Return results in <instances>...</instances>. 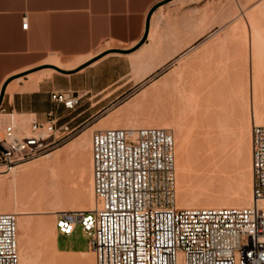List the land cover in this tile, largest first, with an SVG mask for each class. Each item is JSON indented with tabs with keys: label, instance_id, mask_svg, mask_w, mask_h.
Wrapping results in <instances>:
<instances>
[{
	"label": "built area",
	"instance_id": "built-area-1",
	"mask_svg": "<svg viewBox=\"0 0 264 264\" xmlns=\"http://www.w3.org/2000/svg\"><path fill=\"white\" fill-rule=\"evenodd\" d=\"M24 21L23 27H28ZM82 94L52 98L76 108ZM30 120L24 131L14 113L0 138L6 171L75 136L82 128ZM176 137L156 125L98 128L92 133L93 209H62L56 227L89 235L96 264H264V124L252 125L253 195L244 206H178ZM19 213L0 212V264H20Z\"/></svg>",
	"mask_w": 264,
	"mask_h": 264
},
{
	"label": "crops",
	"instance_id": "crops-1",
	"mask_svg": "<svg viewBox=\"0 0 264 264\" xmlns=\"http://www.w3.org/2000/svg\"><path fill=\"white\" fill-rule=\"evenodd\" d=\"M212 2L0 0L1 105L39 121L53 111L56 127L83 131L159 121L169 116L159 103L161 75L222 26ZM62 90L82 94L76 108L52 98ZM133 100L140 108L132 115L115 113Z\"/></svg>",
	"mask_w": 264,
	"mask_h": 264
},
{
	"label": "rangeland",
	"instance_id": "rangeland-1",
	"mask_svg": "<svg viewBox=\"0 0 264 264\" xmlns=\"http://www.w3.org/2000/svg\"><path fill=\"white\" fill-rule=\"evenodd\" d=\"M211 9V16L213 18L216 17L218 19V22L222 25L220 29L213 37L201 41L192 54L180 60L176 59L169 63L165 73L162 74L159 79L160 82H158L159 87L157 90L160 89L159 91H166L164 99L162 97V94H160L161 97L159 103L163 105L164 108H166L164 110V113L167 115L169 114V116H165L161 120L155 122H134L125 125L126 127L148 125L169 126V128L172 129L175 134L176 144H178L177 137L182 136V132H185L188 129V131H190V138L192 141L194 140L193 142L196 145H194L193 148V165H196L199 169L198 170L195 166V170L191 176L190 187L191 189L193 188V191H202V193H206L205 195H207L208 197L211 196V199L217 200L216 196L219 198L221 197L220 195H222V193H225L224 196H226L227 198L230 197L229 199H231L233 196L238 197L239 195H242L249 186V183H247L246 179L247 177L244 174L245 168L243 167V155H241L242 153H240V151H235L238 148L237 144H239V137L237 136L238 139L236 138V131H238L237 127L239 125L238 123L240 122L247 120V122L250 121L249 123L251 125L254 124L253 118H251V111H253L254 106H257L260 109L262 106V108L264 109V0H213ZM253 25L255 26V28ZM255 31L256 34L259 35L258 41L262 43L261 45H263H259L260 48H262V50L259 48L260 51L255 50L252 44V41L255 38ZM255 41H257V38ZM256 52L258 53V56L259 54L262 56H259V60H257V56L254 57V54L256 55ZM254 66L258 68L257 72L255 73L253 69L255 68ZM33 70L34 69L28 70L27 74ZM163 79L164 81H161ZM256 95L259 97H256ZM246 96H248V100L250 99L249 101L247 100ZM241 97L244 99V103L247 105L242 103L243 100ZM244 105L246 106V108L244 107ZM248 106L252 107L249 108ZM243 108L245 110H243ZM244 111L247 114L245 113L244 115ZM2 117V125L0 126V130L3 136L5 128L10 120V115H2ZM240 117H242V120ZM15 118L18 119V122L21 121L20 125L22 126V129L24 128V131H27L29 129V123L31 120L30 115L20 114L16 115ZM3 119L5 120L3 121ZM192 119L194 120L192 121ZM217 119H219V121H217ZM176 121L178 122V125L176 124ZM219 124L221 126H219ZM186 125L188 127H186ZM108 127H110V125L98 126L92 130L91 134L97 128ZM228 127H230V129ZM234 127L236 128L234 129ZM176 129L179 133L176 131ZM191 131H193L192 134ZM81 132H83V129H81L67 142L25 161L27 162L25 165L36 163L44 154L64 148V145L70 142ZM228 133L230 136L228 135ZM226 135H228L229 137H227ZM224 137H226V139ZM222 139H224L226 142H223L224 140ZM213 144H216V150L218 151L224 149V153H222L223 151H220V154H217L218 158L214 156L212 157L213 154L211 155L210 146L212 145L211 148H214L215 145ZM176 146L177 151L178 145ZM223 146H225L226 148ZM177 153L178 151L176 152V158L178 155ZM86 154L88 155V150H84L83 155L77 154L79 157L77 155L62 154L58 160L60 184L62 187L61 195L63 194L62 199L65 202L67 201L66 203H69L74 199V202H76L77 204L84 203L89 196V189L87 188L89 187V175H87L89 174V171L86 170L85 173L83 171V165L81 163V158H85ZM195 154L198 155V159ZM77 157L78 159H76ZM223 157L224 160H222ZM79 164H81L82 166ZM79 170L82 171L79 172ZM65 171H67L68 176L65 175ZM63 175H65V177ZM4 179L5 180L0 182V200L6 201L7 203L9 202V205L13 207H23L20 202L18 204H15L20 200V193L22 190L21 188H19V185L21 183H11L9 180L10 176L8 177V179L7 177H4ZM200 184L204 185V187ZM63 185H65L66 187H64ZM86 188L87 190H85ZM69 190L72 193L69 192ZM218 193L219 195H217ZM224 196H222L221 198H226ZM71 197H73L74 199ZM198 206L215 205L203 204ZM39 214L40 216L38 217ZM30 218L35 222L39 221L37 222V224L34 222V226L37 225L41 229L40 230L38 228L40 231L39 232L36 226V232V230L33 229V226V231L31 230V232L29 233V235L35 237V254L38 255V262H41V264H59V262L63 264L64 262L62 260H66V264H96V258L94 257L95 253L90 247L89 243V235L82 231L80 227L74 232L73 235L64 236L58 232L56 226H52L56 223L55 213H43V215L42 213H36L31 214ZM36 218L42 219V221L40 222V220H37ZM21 230L22 229L19 228V235L21 234V232H23V230ZM51 232L52 234H50ZM27 236L28 235L24 236L21 240L23 243V247L25 246L26 240L28 239ZM53 236L57 237L56 250L59 251V253H55V248L50 242V239ZM60 253H64V259L61 257L62 254ZM59 254L60 258H58ZM65 254H67V256H65ZM49 257H51V261L49 260ZM52 257L53 259H55V261L57 258V260L60 259L59 262L53 261ZM42 259L44 261H42Z\"/></svg>",
	"mask_w": 264,
	"mask_h": 264
},
{
	"label": "bare ground",
	"instance_id": "bare-ground-1",
	"mask_svg": "<svg viewBox=\"0 0 264 264\" xmlns=\"http://www.w3.org/2000/svg\"><path fill=\"white\" fill-rule=\"evenodd\" d=\"M256 4V3H255ZM259 4V3H258ZM257 7V6H256ZM254 8V7H253ZM255 10V9H254ZM253 12V11H252ZM252 14V13H251ZM249 15V14H248ZM253 18V17H252ZM254 26V25H253ZM253 28V27H252ZM255 28V26H254ZM257 28V27H256ZM254 39L256 40L257 38V41H258V37L259 35L256 34V31L254 32ZM253 37V36H252ZM253 39L252 41V44L254 46V49L255 50H259L260 46L262 43H260L258 41H255ZM263 46V45H261ZM264 48V47H263ZM262 50V48H260ZM264 50V49H263ZM260 51V50H259ZM258 53L256 52V55L254 54V57L257 56V60H259V56H261L259 54V56L257 55ZM262 57V56H261ZM260 57V58H261ZM256 60V59H255ZM258 62V61H257ZM257 65V64H256ZM255 67V66H254ZM254 69V73L257 72L258 68L255 67L253 68ZM256 75V74H255ZM34 78V77H33ZM161 81H164L161 80ZM160 82V81H159ZM167 83V82H166ZM157 85V84H156ZM153 87V86H152ZM244 87V86H243ZM154 88V87H153ZM152 88V89H153ZM145 91V90H144ZM239 91V90H237ZM255 91V90H254ZM253 91V92H254ZM241 92V91H240ZM243 92V91H242ZM245 93V92H244ZM243 93V94H244ZM239 94V93H238ZM256 94V92H255ZM254 94V95H255ZM144 95V94H142ZM148 95V94H147ZM237 95V94H236ZM240 95V94H239ZM248 95V94H247ZM258 95V94H257ZM256 97H259L257 96ZM252 96V95H251ZM142 97V96H141ZM139 97V98H141ZM236 97V96H235ZM247 97V100H248V96ZM245 97V98H246ZM242 98V97H241ZM241 98H238V99H241ZM237 99V100H238ZM254 99V98H253ZM143 100V98H142ZM233 100V99H232ZM236 100V98H235ZM234 100V101H235ZM243 102L244 103V99L242 98ZM241 100V101H242ZM250 100V99H249ZM248 100V101H249ZM258 100V99H257ZM146 101V100H145ZM233 101V102H234ZM260 101V100H259ZM252 103V102H251ZM127 104V103H126ZM245 104V103H244ZM139 102L137 100H133L132 102L128 103L126 108H119L118 110H116L115 113H117L118 115L119 114H123V113H129L132 115L131 111L135 110V109H138L140 108L139 107ZM235 105V104H234ZM247 105V104H245ZM244 105V107L246 108V106ZM249 105V104H248ZM251 105V104H250ZM253 105V104H252ZM260 105V104H259ZM242 106V105H241ZM254 106V105H253ZM125 107V106H124ZM235 107V106H234ZM243 107V106H242ZM249 107V106H248ZM252 107V106H250ZM249 107V108H250ZM248 108V109H249ZM243 110H245L243 108ZM247 110V109H246ZM250 111V110H249ZM248 111V112H249ZM252 113V117L253 118V121L254 123H261V124H264V109L262 108L261 106V109L257 106H254V109L253 111H251ZM245 111H244V115H245ZM250 113V112H249ZM114 114V113H113ZM247 114V113H246ZM120 115V116H121ZM116 117V116H115ZM181 117V116H180ZM250 117V116H248ZM2 115H0V126L2 125ZM120 118V117H119ZM122 118V117H121ZM128 118V116H127ZM178 118V117H177ZM237 118V117H236ZM239 118V117H238ZM241 120H242V117H240ZM246 118V117H245ZM244 118V119H245ZM6 119V118H5ZM3 119V121L5 120ZM9 119V118H7ZM114 119V118H113ZM180 119V118H179ZM223 119V118H222ZM243 119V120H244ZM250 119V118H248ZM18 120V119H17ZM181 120V119H180ZM194 119H192L193 121ZM217 121H219V119H217ZM224 121V120H223ZM21 122V121H20ZM19 122V123H20ZM177 122V121H176ZM237 122V121H236ZM250 122V121H249ZM246 121H243V122H240L238 123V131H236V138L237 136L239 137L238 139V148L237 150L235 151H240V153H242L241 155H243V158H244V168H245V171H244V174L246 175V179H247V183H249V186H248V189L243 192H241L242 195H239L238 197H235L233 196L231 199L227 198L226 196H224L225 193H222V195H220L221 197L224 196L226 198L222 199H219L216 195V199H211L210 197H208L207 195H205L204 193H202V191H193L190 187V183H191V176H192V173L194 172L195 170V166L193 165V161H194V155H193V148H194V145L195 143L191 140L190 138V131H188V129H184L186 130L185 132H182V136L180 137H177V140H178V155H177V165H176V171H177V198H178V206L180 207H192V206H198V205H215V206H222V205H237V206H244V205H253V204H256L257 203V200L256 198L254 197L253 195V190H252V187H253V169H252V125ZM6 123V121H5ZM25 123V122H24ZM192 123V122H190ZM220 123V122H219ZM227 123V121H226ZM253 123V122H252ZM113 124V123H112ZM111 124V125H112ZM115 124V123H114ZM178 125V122L176 123ZM183 124V123H181ZM189 124V123H188ZM187 124V125H188ZM222 124V123H221ZM26 125V124H25ZM24 125V126H25ZM110 125V124H109ZM117 125V123H116ZM113 126V127H117V126ZM185 125V124H183ZM186 125V127H188ZM224 125V124H223ZM227 125V124H226ZM230 125V124H229ZM234 125V126H235ZM23 126V127H24ZM158 126V125H157ZM219 126H221L219 124ZM121 127V126H120ZM126 127V126H125ZM161 127H165V128H169V126H163L161 125ZM175 127V126H174ZM185 127V128H186ZM227 127V126H226ZM234 127V129L236 128ZM1 128V127H0ZM22 128V126H21ZM230 129V127H228ZM24 129V128H23ZM178 129V128H177ZM176 129V131H177ZM93 129L91 130H85L83 132H81L80 134H78L75 138H73L70 142H68L66 145H64V148L62 149H58V150H55V151H52V152H49L47 154H44L40 160H38L36 163H33V164H29V165H25L27 162H24V163H21L19 165H17L16 167L12 168L11 170L9 171H6L4 168H1L0 167V182H2L4 179V177H8L10 176V182L13 183V184H17V183H21L19 185V188H21V193H20V200L18 202H16L15 204H18L20 202V204L23 205V207H19V206H11L9 205V202L7 203L6 201H3V200H0V212H6V211H14V212H17L19 213V217L20 219L18 218V228H21L23 230V232H21V234L19 235V252H20V264H41V262H38V255H36L35 253V237L29 235V233L31 232L33 226L35 225L34 222L30 217H31V214H36V213H55L56 215V212L59 211V210H62V209H68V208H72V209H93L95 208V205H96V200H95V194H94V190H93V180H92V132ZM181 130V128H180ZM224 131V129H223ZM229 131V130H227ZM178 132V131H177ZM193 131H191V134H192ZM235 132V131H234ZM179 133V132H178ZM227 133V132H225ZM233 133V132H232ZM179 135V134H178ZM229 135V133H228ZM228 135H226L227 137H229ZM225 136V135H224ZM2 137V132L0 130V138ZM199 137V136H197ZM226 139V137H224ZM193 139V138H192ZM195 139V138H194ZM200 140V139H199ZM224 140V139H222ZM203 141V140H202ZM214 142V141H213ZM212 142V143H213ZM223 142H226L225 140ZM218 143V142H217ZM237 143V142H236ZM202 144V143H201ZM220 144V143H219ZM225 144V143H224ZM215 145L214 148L210 146V150H211V155L212 157H217V154L219 155L220 154V151L222 153H224V149L223 150H216V144H213ZM226 145V144H225ZM240 145V147H239ZM196 146V145H195ZM221 147H222V144H221ZM219 147V148H221ZM225 147V146H223ZM237 147V146H236ZM177 148V146H176ZM226 148V147H225ZM199 149V148H198ZM197 149V150H198ZM202 149H203V145H202ZM84 150H88V155L86 154L85 158H81L82 161V165H83V171L86 173V170L89 171V187H87L89 189V196L87 197L86 201L84 203H80V204H77L76 202L71 201L69 203H66L63 199H62V195H61V184H60V174H59V170H58V160L60 158V156L62 154H66V155H83L84 153ZM176 151V152H177ZM196 152V151H195ZM197 153V152H196ZM204 153V152H203ZM237 153V152H236ZM239 153V154H240ZM77 155V156H78ZM202 155V154H201ZM200 155V156H201ZM228 155V154H227ZM238 155V154H237ZM195 156L197 157L198 155L195 154ZM221 156V155H220ZM219 156V157H220ZM240 156V155H239ZM76 157V156H74ZM79 157V156H78ZM78 157L76 159H78ZM205 157V156H204ZM227 157V156H226ZM241 157V156H240ZM239 157V158H240ZM66 158V157H65ZM68 158V156H67ZM66 158V159H67ZM217 158H214V159H217ZM237 158V157H236ZM198 159V157H197ZM242 159V158H241ZM224 160V157L223 159ZM220 160V161H222ZM77 161V160H75ZM60 163V162H59ZM73 163V162H72ZM196 163V161H195ZM194 163V164H195ZM81 165V164H79ZM81 165V166H82ZM198 165V164H197ZM225 165V164H224ZM62 167V166H61ZM71 167V166H70ZM197 167V166H196ZM64 168V167H63ZM81 169V168H80ZM198 169V167H197ZM202 169V168H201ZM200 169V170H201ZM199 170V169H198ZM62 171V170H61ZM70 171H71V168H70ZM82 171V170H79V172ZM65 175H67V171H65ZM82 174V173H80ZM84 174V173H83ZM65 175H63L65 177ZM68 176V175H67ZM70 177V176H69ZM83 178V177H81ZM65 179V178H64ZM214 180V179H213ZM212 180V181H213ZM68 181V180H67ZM66 181V182H67ZM210 181V180H209ZM5 182V181H4ZM208 184V183H207ZM68 185V184H67ZM197 185V184H196ZM201 185V184H200ZM210 185V184H209ZM64 187H66L65 185H63ZM70 186V185H69ZM204 187V185H201ZM246 186V187H247ZM87 188L85 190H87ZM64 189V188H63ZM68 189V188H67ZM84 189V188H83ZM209 189V188H207ZM67 191V190H66ZM205 191V190H204ZM203 191V192H204ZM211 191V190H210ZM19 192H20V189H19ZM69 192H71L69 190ZM65 193V192H64ZM72 193V192H71ZM85 193V192H84ZM228 193V192H227ZM19 194V193H18ZM70 195V194H69ZM219 195V193L217 194ZM227 195V194H226ZM230 195V194H229ZM228 195V196H229ZM86 196V195H85ZM83 196V197H85ZM82 197V198H83ZM213 197V196H212ZM235 197V198H234ZM77 198V197H76ZM83 200V199H82ZM85 200V199H84ZM80 202V201H79ZM258 203L264 207V198L263 199H260L258 201ZM77 206V207H76ZM79 206V207H78ZM88 206V207H87ZM40 216V214L38 215V217ZM37 220L39 218H36ZM50 219V218H48ZM40 222L42 221V219H39ZM44 221V220H43ZM53 221V220H52ZM37 222L39 221H36L35 223L37 224ZM51 222V221H50ZM56 222V221H55ZM45 223V222H44ZM43 223V224H44ZM54 224V223H53ZM39 225V224H38ZM52 225V224H51ZM37 226V225H36ZM33 229H35V227ZM41 226V225H40ZM45 226V225H44ZM52 226H56V223ZM46 227V226H45ZM39 228V226H37V229ZM48 228V227H47ZM40 229V228H39ZM38 229V231H39ZM52 229V228H50ZM21 230V231H22ZM36 230V229H35ZM41 230V229H40ZM33 231V230H32ZM37 232V230H36ZM40 232V231H39ZM53 232V231H52ZM52 232L50 234H52ZM34 233V232H33ZM36 234V233H35ZM27 236V240H26V243H25V246L23 247V243H22V238L24 236ZM39 235V233H38ZM37 235V236H38ZM54 235V233H53ZM56 235V234H55ZM42 237V236H41ZM43 239V238H41ZM48 240V239H47ZM49 241V240H48ZM39 242V241H38ZM50 242L51 244L53 245V247L55 248V253H59V251H57L56 249V245H57V237L56 236H53L51 239H50ZM37 243V242H36ZM41 244V243H40ZM48 244V243H47ZM41 246V245H40ZM50 247V246H49ZM48 247V248H49ZM53 248V249H54ZM57 251V252H56ZM54 253V254H55ZM40 254V253H39ZM51 254V253H50ZM62 254V258L64 257L63 254L64 253H60ZM60 254H59V257L60 258ZM51 256V255H50ZM55 256V255H54ZM65 256H67V254H65ZM44 257V256H43ZM95 257V255H94ZM93 257V258H94ZM40 258V256H39ZM51 257H49V260L51 261L50 259ZM57 258V257H56ZM57 258V259H58ZM61 258V260H62ZM67 258V257H66ZM65 258V259H66ZM92 258V259H93ZM44 259V258H43ZM42 259V261H44ZM55 261V259H53L52 257V260L55 261V262H59V260ZM64 259V258H63ZM69 259V258H68ZM95 260V259H94ZM52 261V262H53ZM64 263L63 264H66V260H62ZM91 262V261H90ZM89 262V263H90ZM94 262V261H93ZM96 262V261H95ZM94 262V263H95ZM47 263V261H46ZM51 263V262H50ZM54 263V262H53ZM43 264V263H42ZM58 264V263H57ZM59 264H61L59 262ZM92 264V263H91Z\"/></svg>",
	"mask_w": 264,
	"mask_h": 264
},
{
	"label": "water",
	"instance_id": "water-1",
	"mask_svg": "<svg viewBox=\"0 0 264 264\" xmlns=\"http://www.w3.org/2000/svg\"><path fill=\"white\" fill-rule=\"evenodd\" d=\"M58 68V67H57ZM59 70H62V69H60V68H58ZM3 92L1 93V97H0V105H1V100H2V97H3Z\"/></svg>",
	"mask_w": 264,
	"mask_h": 264
}]
</instances>
